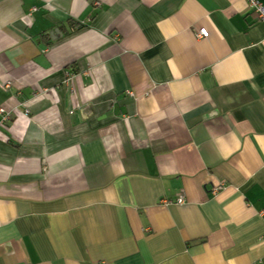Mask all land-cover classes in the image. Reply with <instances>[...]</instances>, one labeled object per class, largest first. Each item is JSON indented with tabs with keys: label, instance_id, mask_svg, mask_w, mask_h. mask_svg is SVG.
Segmentation results:
<instances>
[{
	"label": "crops",
	"instance_id": "obj_1",
	"mask_svg": "<svg viewBox=\"0 0 264 264\" xmlns=\"http://www.w3.org/2000/svg\"><path fill=\"white\" fill-rule=\"evenodd\" d=\"M0 107V264H264L247 0H0Z\"/></svg>",
	"mask_w": 264,
	"mask_h": 264
},
{
	"label": "built area",
	"instance_id": "obj_2",
	"mask_svg": "<svg viewBox=\"0 0 264 264\" xmlns=\"http://www.w3.org/2000/svg\"><path fill=\"white\" fill-rule=\"evenodd\" d=\"M247 1L250 3L251 7L254 8L256 12L258 13L259 19L261 21H264V7L256 0H247ZM208 37H209V33L206 29H201L197 34L198 39H205ZM71 75L72 74H70V76ZM9 86H10V83L6 85V88H8ZM0 116H2L6 120L8 119V114L1 107H0ZM175 203L178 205H184L186 203L184 195H179V197H177V199L175 200Z\"/></svg>",
	"mask_w": 264,
	"mask_h": 264
}]
</instances>
